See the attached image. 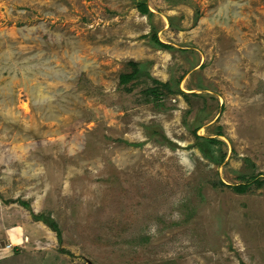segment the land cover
<instances>
[{
	"label": "rangeland",
	"instance_id": "1",
	"mask_svg": "<svg viewBox=\"0 0 264 264\" xmlns=\"http://www.w3.org/2000/svg\"><path fill=\"white\" fill-rule=\"evenodd\" d=\"M0 264H264V0H0Z\"/></svg>",
	"mask_w": 264,
	"mask_h": 264
},
{
	"label": "trees",
	"instance_id": "2",
	"mask_svg": "<svg viewBox=\"0 0 264 264\" xmlns=\"http://www.w3.org/2000/svg\"><path fill=\"white\" fill-rule=\"evenodd\" d=\"M135 8L137 9V11L143 15V16H150L151 13L146 5V3L144 1H137L136 4H135ZM151 42H152V45L158 49H161V50H169L170 47L167 45V44H164L162 43L158 37H157V34H156V31L154 30L152 32V35H151V38H150ZM129 67L132 69V71L130 73H123L119 76V83L120 84H126V83H129L130 81H132L134 78H136L138 76V74L140 73L141 69V65L135 63V62H129L128 63ZM156 86L158 87H162L163 89H165L167 92H171V89L169 88V84L165 83V84H161L160 82L156 81V80H151ZM147 97H152V98H157V92H156V89L155 88H147L145 93H144ZM196 130L194 129L193 131V136L196 140V145L197 147L199 148V150L205 155L207 156L206 152H204V148L202 147L201 145V141H204V142H207L211 145H215V144H219L221 142H219L217 139L215 138H203V137H200V136H197L196 134ZM217 135L220 136V132H217ZM210 161H212L214 164H220L223 160V155H221V157L219 158H209ZM254 178V177H253ZM249 179V180H246L245 177L243 176H239V179L242 180L243 182L237 186H234L232 187L231 189L233 190L234 193L236 194H245L249 189L250 187L252 186V184H254L256 187H259L261 186L262 184V181H258L255 179ZM223 185V184H222ZM18 203L21 205V206H27V204L25 202H21V201H18ZM33 220L35 222H43L44 225L48 226L50 229L56 231L57 233L58 232V228H57V225L56 223L53 221V220H50L49 218H46L44 215H33Z\"/></svg>",
	"mask_w": 264,
	"mask_h": 264
}]
</instances>
